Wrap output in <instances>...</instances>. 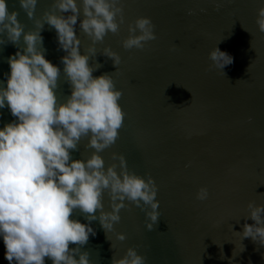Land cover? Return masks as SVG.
<instances>
[{
    "label": "water",
    "instance_id": "water-1",
    "mask_svg": "<svg viewBox=\"0 0 264 264\" xmlns=\"http://www.w3.org/2000/svg\"><path fill=\"white\" fill-rule=\"evenodd\" d=\"M8 3L25 30L54 10L53 0H39L30 19L18 0ZM262 5L264 0H120L119 30L96 42L88 60L93 76L112 75L125 113L115 143L100 154L105 166L114 163L118 172L113 153L125 156L128 170L153 177L160 215L148 230L150 206L126 200L120 220L105 230L99 219L89 222L74 211L72 216L95 230L80 246L92 264H111L129 247L145 257V264H264V245L240 233L245 223H254L249 202L264 204V31L257 24ZM82 16L74 26L81 53L92 46L80 28ZM139 16L151 18L156 38L143 48L126 49L128 25ZM41 35L46 58L61 69L55 91L62 101L71 94L61 60L66 51L47 22ZM18 47L0 45V81L6 82L7 58ZM105 47L120 55L118 66L103 54ZM214 47L233 62L216 67L209 56ZM15 119L7 106L0 108V127ZM86 145L84 137L71 157L87 158L93 149ZM201 187L208 189L205 200L196 196ZM102 199L110 210L107 190ZM118 232L126 239L118 240ZM4 252L0 238V264H9ZM45 264L52 260L46 257Z\"/></svg>",
    "mask_w": 264,
    "mask_h": 264
},
{
    "label": "clouds",
    "instance_id": "clouds-1",
    "mask_svg": "<svg viewBox=\"0 0 264 264\" xmlns=\"http://www.w3.org/2000/svg\"><path fill=\"white\" fill-rule=\"evenodd\" d=\"M38 2L18 0L30 19ZM53 9L34 19V28L25 30L18 10H9L8 0H0V45H19L7 58L6 82L0 81V108L7 106L17 118L0 127V238L9 264H45L46 257L52 264H92L88 251H81L80 246L95 230L72 216L76 210L89 222L99 219L105 230L120 220L126 200L150 206L145 213L148 230L160 215L153 177L128 170L125 156L113 153L118 155V172L114 163L105 166L100 154L115 143L125 113L119 103L122 91L112 75L93 76L94 67L88 60L89 53L95 54L96 42L119 30L124 19L120 0H53ZM81 12L80 28L92 41L83 53L74 30ZM44 22L55 28L59 46L66 51L61 60L71 94L62 101L55 91L61 69L46 58L42 46ZM257 24L264 31V5L258 9ZM128 32L122 41L126 49L143 48L156 38L148 16L129 23ZM103 54L119 65L121 57L110 47L103 48ZM209 56L221 69L233 62L219 47ZM84 137L93 151L87 158L73 159L71 150ZM105 190L110 210L104 207ZM208 194L207 187H201L196 196L205 200ZM248 208L254 223H245L240 233L264 245V204L249 202ZM116 236L126 239L123 232ZM70 242L76 247L70 248ZM111 264H145V257L129 247L123 256H114Z\"/></svg>",
    "mask_w": 264,
    "mask_h": 264
}]
</instances>
